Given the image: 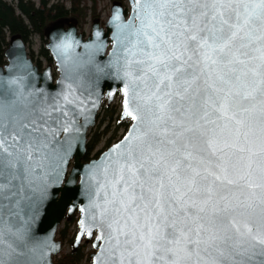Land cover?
Here are the masks:
<instances>
[{"label": "snow or ice", "instance_id": "snow-or-ice-1", "mask_svg": "<svg viewBox=\"0 0 264 264\" xmlns=\"http://www.w3.org/2000/svg\"><path fill=\"white\" fill-rule=\"evenodd\" d=\"M116 44L132 123L87 173L96 264H264V0H133ZM80 107L0 77V264L57 247L30 220Z\"/></svg>", "mask_w": 264, "mask_h": 264}, {"label": "water", "instance_id": "water-1", "mask_svg": "<svg viewBox=\"0 0 264 264\" xmlns=\"http://www.w3.org/2000/svg\"><path fill=\"white\" fill-rule=\"evenodd\" d=\"M128 5L126 8L122 4L114 3L104 24L95 21L88 36L80 32L74 23L67 27L52 26L46 36V49L50 52L54 65L40 69L30 57L21 37L11 39L4 52L6 62L0 63V77H22L35 94L57 96L67 92L68 86L72 85L77 103L81 105L75 125L79 130L71 133L70 146L65 145L67 155L60 162V181L52 186L55 191L37 205L38 210L30 220V230L35 237L47 239L49 243L57 246L46 253L42 264H63L56 260V256L63 249L57 232L62 222L76 213L79 215V230L72 245L73 249L79 248L83 240L92 242L94 251L90 255L91 264H96L95 255L100 250L99 245L104 243L97 239L100 235L99 228L94 227L92 235L89 236L87 229L82 232L79 222L81 219L88 222L89 213L85 210L89 208L90 201L87 175L90 165L94 161H100L127 134L126 132L98 157L86 160L88 134L96 126L104 101L111 104L118 93L122 94L124 101L123 78L116 74L113 52L117 47L119 26L132 15L133 0H128ZM117 14L119 19L114 18ZM124 120L132 123L131 117L123 116L122 102L120 121Z\"/></svg>", "mask_w": 264, "mask_h": 264}, {"label": "trees", "instance_id": "trees-1", "mask_svg": "<svg viewBox=\"0 0 264 264\" xmlns=\"http://www.w3.org/2000/svg\"><path fill=\"white\" fill-rule=\"evenodd\" d=\"M99 1L91 0L92 5L89 7L87 0H40L39 6L34 0H11V2L0 0V63L5 62L4 52L8 48L10 40L21 37L30 49V56L40 68L44 62L47 65H52L53 59L45 47L48 30L56 24L68 26L74 23L83 31L89 17L92 23L100 20ZM112 1L126 6L125 0ZM67 2L71 7L66 6ZM35 35L39 36L42 42L37 55L29 46L30 39ZM102 111L103 116L100 120ZM129 125L130 122L127 120L120 121L119 106L108 105L105 102L98 115L96 126L88 134L86 160L100 155L102 151H95L104 137L111 133L106 142V147H109L116 138L118 130L121 128L127 130ZM77 223L78 215L74 214L72 217H67L61 224L57 236L63 245L68 241L72 246L76 234L70 238V227L75 225L78 228ZM83 247L82 244L77 249L71 248L69 252H63L57 260L63 264H91L90 255L86 256Z\"/></svg>", "mask_w": 264, "mask_h": 264}, {"label": "rangeland", "instance_id": "rangeland-1", "mask_svg": "<svg viewBox=\"0 0 264 264\" xmlns=\"http://www.w3.org/2000/svg\"><path fill=\"white\" fill-rule=\"evenodd\" d=\"M8 2H11V0H7ZM36 5L39 6V3H40V0H34ZM52 1H55V0H52ZM88 1V6L91 7L92 5V2L91 0H87ZM114 4V2L112 0H100L98 2V11L100 12L101 14V18H100V21L102 23H104L107 18L110 16L111 14V8H112V5ZM124 4L126 5V7L128 8V0H125L124 1ZM66 6L67 7H71L70 3L67 2L66 3ZM99 21V20H98ZM91 25H92V21H91V18L89 17L88 18V23L85 25V30L87 33H90V30H91ZM42 45V42H41V39L39 36H33V38H31L30 40V48L32 50H39L40 47ZM122 104V97H117L114 102L112 103V105H115V106H121ZM120 110H121V107H120ZM102 116H103V111L101 113V117H100V120L102 119ZM113 130V129H112ZM124 130V129H123ZM122 131V129L118 130L117 134H119L120 132ZM110 134H108L106 137H104V139L102 140V142L98 145L97 149L95 152L99 151V150H102L104 149L105 147V144L108 140V138H110ZM63 226V225H62ZM78 232V228H76L75 225H71L70 227V238H72L75 234H77ZM83 250L85 251V254L86 256L87 255H90L92 252H93V247H92V244L91 243H86L85 241L83 242ZM72 246L70 245V243L67 241L65 243V245L63 246V252H69L71 250ZM62 252V253H63ZM61 253V254H62Z\"/></svg>", "mask_w": 264, "mask_h": 264}]
</instances>
